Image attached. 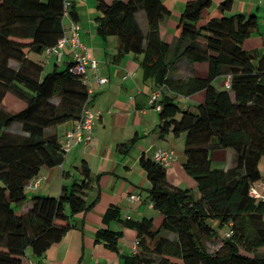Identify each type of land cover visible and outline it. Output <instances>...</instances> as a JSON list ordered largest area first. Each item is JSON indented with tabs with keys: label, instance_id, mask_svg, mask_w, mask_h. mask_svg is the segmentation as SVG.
<instances>
[{
	"label": "trees",
	"instance_id": "obj_1",
	"mask_svg": "<svg viewBox=\"0 0 264 264\" xmlns=\"http://www.w3.org/2000/svg\"><path fill=\"white\" fill-rule=\"evenodd\" d=\"M232 3L223 0L221 15L201 22L212 0H185L176 28L180 33L171 44L160 34L161 22L170 15L161 0H96V34L103 40L115 36L114 58L131 53L143 80L162 90L159 136L184 134L183 168L196 183L197 196L191 188L170 184L166 167L152 157L140 156L150 182L148 196L162 218L153 229V219L133 220L122 217L116 205L107 208L102 221L134 229L139 241L131 255L121 254L122 264H264V200L249 193L251 184L261 179L259 163L264 159V54L243 48L258 21L253 14L224 16ZM62 8L63 0H0V264H22L27 250L42 257L73 228L74 216L90 210L98 198L86 199L91 170L83 161L80 177L62 185L58 196L33 195L25 205V182L42 167L65 159L56 128L78 120L92 97L81 75L70 71L71 60L53 61L52 70L44 73L41 60L29 58L62 36ZM138 12L144 13L145 31ZM70 14L75 19L72 10ZM180 58L206 62V77L193 68L188 76L173 78ZM220 76L223 88L213 84ZM201 90L204 100L193 109L175 101L177 95ZM16 100L19 108L13 109ZM14 123L20 124V132L10 130ZM137 140L134 136L117 149L128 153ZM215 148L234 151L231 168L212 166ZM216 227H226L229 235L221 239V250L210 251ZM121 236L122 231L102 228L95 241L117 252Z\"/></svg>",
	"mask_w": 264,
	"mask_h": 264
},
{
	"label": "crops",
	"instance_id": "obj_2",
	"mask_svg": "<svg viewBox=\"0 0 264 264\" xmlns=\"http://www.w3.org/2000/svg\"><path fill=\"white\" fill-rule=\"evenodd\" d=\"M69 1L72 3L71 10L75 14V19L81 25V40L86 51L97 61L96 68H89L88 74L93 82L90 107L98 115L94 122L91 140L74 145L60 165L42 167L38 173L41 177L39 185L25 188V190L35 193L39 191L37 193L40 195L58 196L62 185H68L72 180L80 177L78 167L85 161L91 170L92 183L86 199L92 202L97 196L98 198L90 210L74 216L73 228L67 231L60 241L52 244L42 257H35L27 250L22 264L30 262L34 264H122L121 254L133 253V243L137 234L134 229L125 227L119 222L105 224L102 217L107 208L110 205H116L122 217L133 220L153 219V229L159 227L162 218L150 205L151 200L147 192L150 182L139 164L140 156L144 154L146 157H151L157 148H173L176 158L166 168L167 180L175 186H188L195 196H197L196 183L188 175H186L188 177L182 175L181 178L175 175L180 173L185 161L184 134L177 138L170 133L165 138L159 136L158 111L150 103V99L154 97L158 88L151 80H143L142 71L134 55L128 53L119 60L114 58L118 46L115 36H109L103 40L96 34L94 20L97 15L96 0ZM161 1L170 10V15L161 22L160 34L167 43L172 44L180 33V29L176 28L185 0ZM222 1L212 0L211 6L203 12L201 22L221 15L218 7ZM237 13L253 14L257 17V30L244 40L242 46L247 51L264 54V0H233L231 9L225 11L223 15L230 16ZM136 17L145 31L144 13L138 12ZM39 58L42 59L44 69L53 67L54 59L46 60L44 52ZM39 58L33 59L39 60ZM169 58L172 59V56ZM67 60H69V52L65 47L62 64ZM193 68L196 75L206 77L208 71L206 62L191 63L186 58L176 61L171 75L173 78H183L191 74ZM96 76L107 77L108 81L105 84H97ZM223 83L224 76L213 80V84L219 88H223ZM163 92L171 94L166 90ZM160 97L157 99L159 100ZM178 97L176 96L175 100L179 99ZM204 97L203 90L195 92L187 96L183 100L184 104L180 106L183 109H193L204 100ZM68 125L65 123L56 128L60 141ZM10 130L15 133L20 132V124L14 123ZM134 136H137L138 140L128 153L117 149L118 144ZM234 160L235 153L231 149L215 148L211 152L213 167L226 170L234 165ZM259 170L262 175L259 181L264 182V159L259 163ZM132 193L138 194L140 201H132L129 198ZM28 202L30 199L25 205ZM102 228L122 231L117 252L107 248L104 242L95 241L96 232ZM164 234L171 239L174 238L172 233L164 232Z\"/></svg>",
	"mask_w": 264,
	"mask_h": 264
},
{
	"label": "built area",
	"instance_id": "obj_3",
	"mask_svg": "<svg viewBox=\"0 0 264 264\" xmlns=\"http://www.w3.org/2000/svg\"><path fill=\"white\" fill-rule=\"evenodd\" d=\"M71 1L63 0L62 8V25L63 34L55 45L47 47L44 50L45 59L49 60L53 58L54 61L61 62L65 56V47H67L69 52V60L74 64L72 65L70 71L81 75V81L85 85L86 90L90 96H92V80L89 77V68L95 69L97 61L94 57L89 56L86 51V47L81 40V25L80 23L73 19L70 14L71 11ZM97 84H105L108 81L107 77L99 76L95 78ZM227 87L229 86L228 81H226ZM162 94V90L158 89L154 97L150 99V103L153 107L160 109V104H158V97ZM98 113L93 111L90 107V102L85 104L82 108L80 117L74 122H69L65 129L63 139L61 142L62 154L64 157L68 154L71 148L79 143L87 142L91 140L94 122L97 118ZM155 162L159 163L164 167H168L176 158L173 148H157L152 156ZM41 177L36 175L25 182V188H33L39 185ZM250 195L256 200H264V182L257 181L250 186ZM132 201H140V196L138 194L132 193L129 195ZM152 206V202H150ZM228 236L229 233H226ZM138 240L136 239L133 243V251H136L138 247ZM29 264H34L30 262Z\"/></svg>",
	"mask_w": 264,
	"mask_h": 264
},
{
	"label": "rangeland",
	"instance_id": "obj_4",
	"mask_svg": "<svg viewBox=\"0 0 264 264\" xmlns=\"http://www.w3.org/2000/svg\"><path fill=\"white\" fill-rule=\"evenodd\" d=\"M219 4V3H218ZM208 9V8H207ZM95 20V19H94ZM29 56H30V58H34V59H38L39 58V54H37V53H34V52H31V53H29ZM41 58V57H40ZM39 58V60H42V59H40ZM199 64H200V62H199ZM52 65H53V63H52ZM52 70V68H50V67H48V68H45L43 71H44V73H46V72H49V71H51ZM177 96H179L178 98L179 99H177V100H175L176 102H177V104L180 106H182V104H184L183 103V100L184 99H186V97L187 96H181V95H177ZM10 97H13L12 95L10 96ZM189 97V96H188ZM17 102H11V108H13V109H18L19 107L17 106V104L18 103H20V101H18V100H16ZM53 101H56V99H54ZM182 101V103H180ZM9 103L7 102L6 103V106L7 107H9ZM10 108V107H9ZM177 138V137H176ZM69 153V152H68ZM214 161H215V157H214V159H213V164H214ZM175 175L176 176H178V177H182V175H187L186 173H185V171H184V168H181V171H180V173H175ZM186 177H188V176H186ZM177 187H179V186H177ZM179 188H189L188 186H183V187H179ZM37 192H39V191H37ZM35 193V192H26L27 193V196H28V199H31V196L32 195H38L39 193ZM40 195V194H39ZM48 196H57V195H48ZM213 225H214V227L216 226V224H215V222H213ZM216 229H217V227H216ZM227 231H228V229L226 228V227H223V228H219V229H217V232H218V236H217V238L215 239V241L214 242H212V243H208V248H209V250L210 251H216V250H221L222 249V241H221V239L223 238V237H226L227 235H226V233H227Z\"/></svg>",
	"mask_w": 264,
	"mask_h": 264
}]
</instances>
